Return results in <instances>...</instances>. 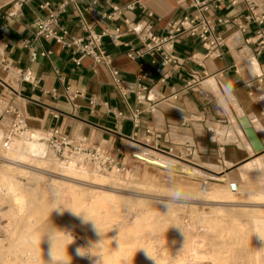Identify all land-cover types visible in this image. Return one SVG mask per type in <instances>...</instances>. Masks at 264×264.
<instances>
[{
    "label": "crops",
    "instance_id": "1",
    "mask_svg": "<svg viewBox=\"0 0 264 264\" xmlns=\"http://www.w3.org/2000/svg\"><path fill=\"white\" fill-rule=\"evenodd\" d=\"M15 2L0 0V100L24 116L30 131H59L87 145L123 146L126 153L138 145L176 158L180 156L172 152L233 163L248 151L242 153L235 141L213 139L211 128L230 126L235 135L238 128L232 119L240 122L245 116L264 143V107L259 100L264 95V48L254 39L257 24H248L244 31L237 27L246 11L242 2L227 7L223 0L213 13L230 20L216 26L225 41L221 56L206 57L198 38L184 36L174 44L175 62L165 65L159 55L127 57L141 45L127 23L146 21L156 34H163L168 23L193 13L184 0H28L19 8ZM113 6L120 13L109 18ZM56 11L66 41L85 35L83 22L102 34L100 48L129 92L122 94L114 85L108 66L81 57L75 46L36 35L35 22ZM116 28L121 34L114 42ZM31 49L38 52L35 60L30 59ZM139 63L147 71L142 88L137 87ZM25 69L29 81L20 77ZM134 110H139L136 125Z\"/></svg>",
    "mask_w": 264,
    "mask_h": 264
},
{
    "label": "rangeland",
    "instance_id": "2",
    "mask_svg": "<svg viewBox=\"0 0 264 264\" xmlns=\"http://www.w3.org/2000/svg\"><path fill=\"white\" fill-rule=\"evenodd\" d=\"M212 88L218 91L215 83H212ZM262 98H264V95L259 97L261 105L264 107V99ZM237 114L239 115L240 112L237 111ZM232 120L235 129L238 128L235 131V135L230 126H219L222 136L216 137L213 133L212 137L218 141L222 139L221 142L235 141L238 148L243 150L241 151L242 153L248 151L237 162L231 163L228 159L224 162V159L221 157L209 160L208 158L198 157L196 153L193 155H187L183 152L171 153L180 156L181 159L187 161V164L198 163L200 165L198 169L200 168L202 171L208 173L204 177L195 176L192 173L176 174L170 168H166L167 162H173L172 158H176V156L173 157L161 151H159L161 153L149 151L151 156H148V159L145 156L134 153L137 151L136 145L133 146V153L142 159V161L136 159L132 152L126 153L124 149L123 156H121L122 167H119V170L101 171L102 173L114 171L115 175L120 179L128 175V180L118 179L116 181L95 182L92 185L91 183L89 185L88 180H79L74 176L64 173L61 177L56 178L58 181L51 182L48 180L49 176L47 175L51 169L45 163H41V165L40 163H34L32 166L43 167L40 169L43 172L31 174L29 177L16 172L3 175L1 171L4 162L0 159V181H2L0 182V264L21 263L16 257V255L18 256L21 253V250L14 251L11 248L12 241L11 236H9V229L15 228L16 225H18L16 226L18 229H25L24 232L27 234L25 239L35 236L40 240L41 249L35 248V260L26 264H54L56 261L53 260L52 255L63 256L68 249H73L75 245L78 247L83 246L81 247V252L84 257H86V254L88 256V248H85L87 246L84 239L81 238L76 224L69 223L68 228H61L60 230L54 227L58 224L56 219L57 214L58 217L65 216V214L61 215L57 211V208L62 210L64 205L63 193L59 190L62 187V179L74 184L77 191L83 192L85 200H88L86 198H89L91 191L100 190L102 196L107 193L115 195L116 201L119 203L116 208V214H125V217L130 221L148 209L149 211L147 210L148 212L146 211L145 215H147L148 221L150 220V227L145 230L148 232L147 237L150 238L151 242H153L152 245H154L152 246V258L148 260L144 258L145 261L147 260V263H153L152 261L160 257H163L164 260H171L182 255V252L176 247V242L181 238L183 231L189 226L194 231L201 230L202 227L213 229L212 234H210L212 239L207 241L208 243L205 242V245L198 250L203 257L198 264H213L211 259L217 254L224 259V263L222 264H264V236L255 228L253 222V218L256 215H264V163L257 162L253 165L252 169L261 178H246L244 177L243 170H240L242 164L260 155H264V152L255 153L249 139L244 134L243 128L241 129L237 126L240 122ZM254 123L256 128H261L257 120ZM4 125H7V123L4 122ZM213 129L211 128V130ZM27 133L45 145L52 160H58L49 152L44 134L35 131H28ZM237 134L240 136L239 139L237 138ZM242 142L244 145H242ZM4 152H1V156H4ZM180 161L185 163L182 160ZM75 166L87 167L86 164L82 163L80 165L75 163ZM236 168L238 169L235 170ZM232 170L234 171L231 172ZM1 176H3L2 180ZM222 177L225 178L222 181V186L229 188L233 194L231 198L225 200L224 198L207 196L204 192L205 189L210 190L213 188L217 184L215 180L222 179ZM13 183L17 187V193H22L24 196V208L21 211H17L16 207H14L11 195L6 194L7 190L5 186ZM231 183H236L235 191L230 189ZM57 193H60V195ZM253 194L258 195L252 197L254 196ZM242 196L244 199H242ZM65 217L70 219L68 215ZM100 217L103 218L104 216L101 215ZM116 220L122 221V218H116ZM117 221L112 222V227L110 228L114 239L117 237L116 232L119 231L121 226V224H118L119 221ZM67 230L68 236L66 234ZM97 230L105 233L106 226H98ZM61 232L65 235L60 234ZM224 247H226V250L223 249ZM4 255H6L5 258H3ZM56 264H65V262L60 261L56 262ZM70 264L75 263L72 261Z\"/></svg>",
    "mask_w": 264,
    "mask_h": 264
},
{
    "label": "bare ground",
    "instance_id": "3",
    "mask_svg": "<svg viewBox=\"0 0 264 264\" xmlns=\"http://www.w3.org/2000/svg\"><path fill=\"white\" fill-rule=\"evenodd\" d=\"M210 84H212V82H210ZM212 132L215 134L216 137L222 136V133L220 132L219 128H214ZM242 145H244L243 142H242ZM136 149L137 151H135L134 153L145 156L148 159H149L148 156H151L150 152H154V151L145 149L138 145H136ZM1 157L2 158L0 159L4 162V164L2 165V171H1L3 175L5 174L9 175V173L13 174L16 172V173H19L20 175L29 177V175L31 176V174L33 175L35 173L43 172L42 170H40L43 167L32 166L34 163H37V164L40 163V165L41 163L43 164L45 163L46 165L50 166V169H51V171H49L48 173L46 172L47 175L49 176L48 180H50L51 182L58 181V179L56 178L61 177L63 173L66 175L74 176L78 178L79 180H88L89 185L90 183L91 185L95 184V182L116 181L120 179L119 177L115 175L114 171L110 173H102L97 168H95L93 165L86 164V166L90 169L93 167V169L90 170L87 167L83 168L85 166L76 167L74 161H70L69 163H66V162H61L59 160H56V161H54V159L52 160L46 150L45 145L43 143H40V141L37 140V138L36 139L32 138L27 132L19 135L18 137H15L12 140L11 147L8 150H6L4 152V156H1ZM172 160L173 162H170V161L167 162L166 168H170L176 174L182 175L184 173H192L195 176H199V177H204L208 175L207 172L202 171L200 168L198 169V167L200 166L198 163L188 162L189 164H187L186 163L187 161H184L181 158H172ZM180 160L184 161L185 163L181 162ZM257 162L264 163V155H260L259 157L254 158L250 160L249 162L242 164L240 166L241 167L240 170H243L244 177L246 178L260 177V175H257L252 170L253 165L256 164ZM238 168H236L235 170H237ZM113 169L119 170L117 168H113ZM233 171L234 170H232L231 172ZM2 179H3V176H1V180ZM124 179L128 180V175L123 177V179H120V180H124ZM69 180H72V179H69ZM224 180H225L224 177H222V179L215 180L217 184H215V186L211 188L210 190L205 189L204 191L205 194L207 196H213L215 198H224L225 200L231 198L233 194L231 193L229 188H227L226 186H222V181ZM231 184H230V189L232 190ZM75 187L76 186L74 184L67 182V180L63 181L62 179V187L59 188V190L63 193V204L64 205H63L62 210L57 208V211L58 213H61V215L62 214H65V216L68 215L70 219H67L64 215L62 217H58V214H57L56 219L58 221V224L57 226H54V227L60 230L61 228H64V229L65 227L68 228L69 223L76 224L79 234L81 238L84 239L85 245L87 246L85 248H88L89 253H88V256L87 254L85 255L86 257H84L83 255H78L76 250L79 249V252L82 253L81 247L83 246L78 247L75 245L73 246V249H70V250L68 249V251H66L63 254V256L52 255L54 258L53 260H55L56 262L64 261L65 264H70L72 261L75 264H198L201 262L203 257L202 255H200L198 250L202 248L203 245H205V242L212 239L210 234H212L213 229H211L210 227H207V228L202 227L201 230L194 231L193 229L191 230L189 226L187 225L188 228H186L183 231L181 238L176 242V247L178 250H180V252H182V255H179L176 259H171V260H167V259L164 260L163 257H160L152 261L153 263L151 262L147 263V260L149 258H152L153 256L152 246L154 245V244L152 245L153 242H151L150 238L147 237L148 232L147 230H145L146 228L150 227V223H149L150 220L148 221V217L147 215H145V212L148 209H146L145 211H143L141 214L134 217L130 221L128 220L127 217H125V214H116L117 213L116 208L119 205V203L118 201H116L115 195L107 193L102 196L100 194L101 191L97 190V191H91L89 193L90 195L89 198H86L88 200H85L83 198V192H81L79 189H78L79 191H77ZM5 189L7 190V192L5 191L6 194L11 195L12 202L14 204V207H16L17 211L23 210L24 196L22 195V193H17V187L14 186V183L6 185ZM235 190H236V187H235ZM2 193L4 194V192ZM86 193L88 194V192ZM239 193H241V191H239ZM57 194L60 195V193H57ZM253 195L254 196L252 197H256L255 195H258V194H253ZM242 199H244V197ZM101 215H103L104 217L101 218L100 217ZM116 218H122V221L118 220L119 221L118 222ZM114 221H117L118 224H121L119 231L116 232L117 237L115 239L113 238V233L110 230V228L112 227V222ZM253 222H254L255 228L261 233L262 236H264V215H256L253 218ZM101 225L106 226L105 233H102L101 230H97V227ZM16 226L15 228L12 227V229H9L10 231L9 236H11V241H12L11 248L14 251L21 250V253L18 256L16 255V257L21 261V263L19 264H26L28 262L30 263L35 260L34 259L35 258V248L41 249L40 240L39 238L35 236L25 239L27 235L24 232L25 229H21V228L18 229ZM60 234H64V233L61 232ZM66 234L68 236V230ZM67 236L66 238H68ZM218 240L220 241L219 238ZM223 249L226 250V247H224ZM5 257L6 255H4L3 258ZM144 258L147 260L145 261ZM211 260L213 264L224 263V259L219 254L212 257ZM56 262L54 264H56Z\"/></svg>",
    "mask_w": 264,
    "mask_h": 264
},
{
    "label": "built area",
    "instance_id": "4",
    "mask_svg": "<svg viewBox=\"0 0 264 264\" xmlns=\"http://www.w3.org/2000/svg\"><path fill=\"white\" fill-rule=\"evenodd\" d=\"M28 0H16L17 8ZM223 0H184L189 8L193 9L192 14L183 15L180 18L170 22L164 28L163 34H156L153 31L151 23L146 21L127 23L128 31L137 36L140 41V47L131 49L127 52V57L131 60H137L145 55H159L161 64L165 65L170 62H175L172 53L174 44L182 37L189 36L198 38L201 45L206 50L205 56L219 57L221 56V48L225 41L223 35L217 31L218 24H228L230 20L220 16H215L213 13L218 9L219 4ZM227 7L242 2L245 6V13L240 16V22L237 23L238 29L244 31L248 24L255 23L258 28L255 31L254 39L260 48H264V0H227ZM90 8H87L89 11ZM59 11L52 12L45 19L35 22L36 35L44 39H52L55 42L61 43L63 46H75L80 52L81 57L88 56L95 64H104L109 67L114 85L122 94H126L128 90L123 84L118 75V70L111 66V59L100 48L102 34L95 33L90 24L82 23L81 29L85 32L83 37H71L70 41L65 40L66 31L58 25ZM120 10L117 6L112 7V13L107 17L112 18L114 14H119ZM10 14H13L11 12ZM121 34L118 28L115 29V34L112 40ZM26 43L23 42L24 46ZM45 55V52H40ZM38 52L34 49L30 50V59L35 60ZM76 62L78 61L75 60ZM20 77L24 81L31 79L28 70H20ZM147 79V71L143 69L142 64H138L137 70V87L142 88L141 82ZM194 79V77H193ZM68 87L66 88V93ZM68 94V93H67ZM77 93L70 96H76ZM69 97V98H71ZM138 97V96H137ZM93 103V101H90ZM154 105H150L149 110L153 109ZM139 110H134L132 114L134 124ZM121 116V112L116 113ZM4 122L7 125H4ZM30 131L27 127L24 116L15 108L5 105L0 100V158L1 152L8 150L11 147L12 140L19 135ZM45 141L49 152L61 162L69 163L74 161L77 165L89 164L93 165L99 171H107L113 168L119 169L122 167L121 156L124 153L123 146H115L111 144L87 145L78 142L74 138L59 131L48 132L44 134ZM236 183H232L233 187Z\"/></svg>",
    "mask_w": 264,
    "mask_h": 264
},
{
    "label": "water",
    "instance_id": "5",
    "mask_svg": "<svg viewBox=\"0 0 264 264\" xmlns=\"http://www.w3.org/2000/svg\"><path fill=\"white\" fill-rule=\"evenodd\" d=\"M239 121H240V124H241L245 134L247 135V138L249 139V141H250V143L254 149V152L255 153L264 152V143H262L260 137L256 133L253 126L250 124L247 117L242 116Z\"/></svg>",
    "mask_w": 264,
    "mask_h": 264
},
{
    "label": "snow or ice",
    "instance_id": "6",
    "mask_svg": "<svg viewBox=\"0 0 264 264\" xmlns=\"http://www.w3.org/2000/svg\"><path fill=\"white\" fill-rule=\"evenodd\" d=\"M233 187H235V185H234ZM258 239H259V238H258ZM76 251H77V254H78V255H83V253H80V252H79V249H77Z\"/></svg>",
    "mask_w": 264,
    "mask_h": 264
}]
</instances>
